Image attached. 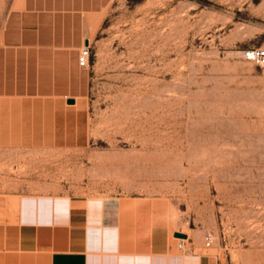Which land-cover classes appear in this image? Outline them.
<instances>
[{"label": "rangeland", "instance_id": "obj_1", "mask_svg": "<svg viewBox=\"0 0 264 264\" xmlns=\"http://www.w3.org/2000/svg\"><path fill=\"white\" fill-rule=\"evenodd\" d=\"M102 18L88 146L0 148V264H20L23 193L146 196L188 248L264 264V64L244 58L264 47V0H112Z\"/></svg>", "mask_w": 264, "mask_h": 264}, {"label": "crops", "instance_id": "obj_2", "mask_svg": "<svg viewBox=\"0 0 264 264\" xmlns=\"http://www.w3.org/2000/svg\"><path fill=\"white\" fill-rule=\"evenodd\" d=\"M111 2L0 0V148L88 146L79 56ZM13 230L20 264H226L188 248L146 196L23 193Z\"/></svg>", "mask_w": 264, "mask_h": 264}, {"label": "built area", "instance_id": "obj_3", "mask_svg": "<svg viewBox=\"0 0 264 264\" xmlns=\"http://www.w3.org/2000/svg\"><path fill=\"white\" fill-rule=\"evenodd\" d=\"M91 57V45L90 43L85 44L80 51L79 64L82 68H86L90 64ZM244 58L248 61L257 62L264 64V47L249 48L244 52ZM182 239V238H181ZM185 240V239H182ZM215 241V236L213 234H208L205 238V245L212 246ZM183 244L180 243V247Z\"/></svg>", "mask_w": 264, "mask_h": 264}, {"label": "water", "instance_id": "obj_4", "mask_svg": "<svg viewBox=\"0 0 264 264\" xmlns=\"http://www.w3.org/2000/svg\"><path fill=\"white\" fill-rule=\"evenodd\" d=\"M89 42H87V44H88ZM71 103H73L74 102V100L73 99H70L69 100ZM175 236L176 237H182V238H186L187 237V234H185V233H182V232H176L175 233Z\"/></svg>", "mask_w": 264, "mask_h": 264}]
</instances>
